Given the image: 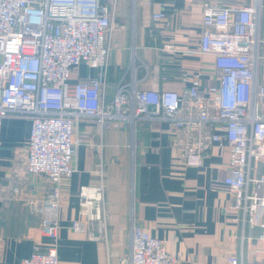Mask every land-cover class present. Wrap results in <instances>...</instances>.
<instances>
[{
  "label": "built area",
  "instance_id": "2783aa9c",
  "mask_svg": "<svg viewBox=\"0 0 264 264\" xmlns=\"http://www.w3.org/2000/svg\"><path fill=\"white\" fill-rule=\"evenodd\" d=\"M231 6L205 3L197 52L211 55L215 81L202 86L200 72L182 70L176 87L137 86L120 79L106 96L109 36L116 0H0V125L14 114L30 120L24 170L53 183L31 202L45 245L35 244L20 264H60L59 182L75 170V129L82 119L99 126L162 120L186 166H201L213 145L226 155L223 183L250 227L264 228V82L258 79L263 0ZM165 15L156 11L154 20ZM94 69L71 81L80 64ZM189 81V85L186 82ZM1 129V128H0ZM18 192V187H13ZM103 185H81L74 231L105 234ZM1 232V226H0ZM130 264H177L163 239L139 224L131 227ZM228 264H237L234 256Z\"/></svg>",
  "mask_w": 264,
  "mask_h": 264
},
{
  "label": "crops",
  "instance_id": "0c3cea01",
  "mask_svg": "<svg viewBox=\"0 0 264 264\" xmlns=\"http://www.w3.org/2000/svg\"><path fill=\"white\" fill-rule=\"evenodd\" d=\"M251 2L116 0L106 96L112 98L120 79H141L137 86L142 88L176 87L182 70L200 72L202 86L213 83V57L196 50L203 7ZM156 11L165 16L154 20ZM259 34L263 39L264 8ZM259 51L264 53L262 42ZM94 72L80 64L71 81ZM258 79L264 82V62ZM0 128V264H20L35 244L47 242L31 202L44 198L53 183L44 175L25 173L30 120L10 114ZM75 137V170L59 182L60 264H130L133 223L163 239L177 264H228V256L237 264H264V228L250 227L234 206L233 194L222 181L226 155L218 146L211 147L201 166H186L172 144L167 122L156 119L107 126L82 119ZM254 172L264 175V160ZM89 184H102L104 189L102 204L108 217L105 234L97 238L71 228L78 216V189Z\"/></svg>",
  "mask_w": 264,
  "mask_h": 264
}]
</instances>
